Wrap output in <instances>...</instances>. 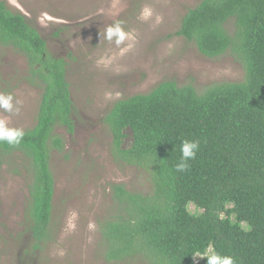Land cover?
Masks as SVG:
<instances>
[{
	"label": "trees",
	"instance_id": "16d2710c",
	"mask_svg": "<svg viewBox=\"0 0 264 264\" xmlns=\"http://www.w3.org/2000/svg\"><path fill=\"white\" fill-rule=\"evenodd\" d=\"M175 34L204 56L230 54L243 78L201 90L167 79L113 103L104 117L111 156L143 170L150 192L109 185V213L97 219L99 251L105 261L123 264H207L206 257H193L206 251L231 255L235 264H264V0H200L187 9ZM0 46L25 57L26 80L40 89L35 123L24 129L22 142L0 143V158L22 155L26 218L39 247L53 236L50 159L53 150L64 148L55 128L74 131L67 63L4 0ZM184 139L198 140L200 147L180 172ZM190 203L201 211L190 212Z\"/></svg>",
	"mask_w": 264,
	"mask_h": 264
},
{
	"label": "rangeland",
	"instance_id": "374dc122",
	"mask_svg": "<svg viewBox=\"0 0 264 264\" xmlns=\"http://www.w3.org/2000/svg\"><path fill=\"white\" fill-rule=\"evenodd\" d=\"M4 1L38 29L50 53L66 61L74 131L55 128L64 148L53 150L50 159L53 236L39 247L26 218L28 176L22 171V155L0 158V264H123L102 257L97 219L109 213L111 183L147 194L150 182L143 170L113 160L106 113L116 100L145 93L163 80L192 83L201 90L217 81H239L244 70L230 54L204 56L192 42L175 34L187 9L200 0H119V17L109 15L113 0ZM146 4L154 16L144 22L138 17ZM99 9H104L103 14H98ZM157 15L162 18L158 24ZM117 18L136 34L123 54L102 35ZM228 27L233 28L231 23ZM27 69L21 53L0 46V91L22 101L18 113L0 109V116L23 130L35 123L40 101V89L26 80ZM123 144H130L128 133ZM188 208L192 213L201 211L193 203Z\"/></svg>",
	"mask_w": 264,
	"mask_h": 264
},
{
	"label": "clouds",
	"instance_id": "9594fccd",
	"mask_svg": "<svg viewBox=\"0 0 264 264\" xmlns=\"http://www.w3.org/2000/svg\"><path fill=\"white\" fill-rule=\"evenodd\" d=\"M119 0H113L109 15L112 17H119V13L122 8L118 7ZM104 9H99L98 14H103ZM154 10L149 5H144L139 13V19L147 22L153 19ZM161 17L158 15L155 17V23L161 22ZM101 35V33H100ZM103 38L109 42H113L120 50V53L128 51L132 42L136 40V34L132 30H126L123 26V22L120 19H114L111 23L104 27L102 33ZM123 45V47H121ZM103 63V60L98 61ZM22 101L15 98L13 93H6L0 91V109L5 113H18ZM25 132L22 128L10 126L9 118L7 116H0V143H6L9 146L19 145ZM200 147L198 140L184 139L181 142V159L176 165V170L183 172L188 169V161L196 157L197 151ZM193 257H206L207 264H235L234 257L231 255L220 254L215 251H206L204 254H193Z\"/></svg>",
	"mask_w": 264,
	"mask_h": 264
}]
</instances>
